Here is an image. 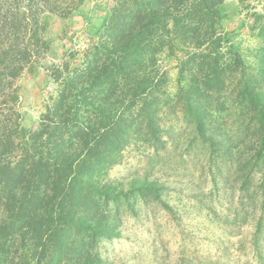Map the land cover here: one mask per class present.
Returning a JSON list of instances; mask_svg holds the SVG:
<instances>
[{
	"label": "rangeland",
	"instance_id": "rangeland-1",
	"mask_svg": "<svg viewBox=\"0 0 264 264\" xmlns=\"http://www.w3.org/2000/svg\"><path fill=\"white\" fill-rule=\"evenodd\" d=\"M92 63L106 80L87 79ZM56 145L75 165L65 186L113 152L63 264H264V0H0V193L23 177L0 194V264H52L62 235L21 229L9 197L53 198L32 173Z\"/></svg>",
	"mask_w": 264,
	"mask_h": 264
},
{
	"label": "trees",
	"instance_id": "trees-1",
	"mask_svg": "<svg viewBox=\"0 0 264 264\" xmlns=\"http://www.w3.org/2000/svg\"><path fill=\"white\" fill-rule=\"evenodd\" d=\"M135 43V39H130L126 45L127 50L128 48H132ZM125 45V46H126ZM123 63H119L118 66L122 65ZM92 66V67H91ZM99 68V70L97 69ZM95 67L93 63L88 67L86 70V77L88 80L96 81L97 79L99 81L106 80L105 79V71L104 66L101 67ZM96 76V77H95ZM108 78V77H107ZM110 84L114 83H108L105 87L106 92L108 93L110 91ZM99 93L93 96L91 103L87 102V99L85 98L87 105L91 108H94L96 104H98L100 107H104L108 103H105L109 100L107 96L104 94L99 97ZM84 97V95H82ZM100 101L102 103H100ZM59 106V105H58ZM55 108V113L57 114L59 112H62L60 107ZM95 110V109H94ZM142 113L145 112V109L141 110ZM67 115V112H63V116ZM72 115V114H71ZM70 116V114L68 115ZM142 114H139V117H141ZM74 117V116H73ZM123 118V117H120ZM118 118V119H120ZM74 119V118H73ZM68 119H64L62 123L67 121ZM123 120V119H120ZM67 123V122H66ZM64 123V125H66ZM112 131L113 133H116L118 137L115 139V144L112 143V138L110 137V134L106 132V134L103 137H107L110 140V143H112V149L113 152L117 150V147L120 146L123 143V137L122 135L126 134V132L129 129V126L124 124L122 121L119 122V124H115ZM121 125V126H118ZM95 124L93 121H90V126L86 127L84 129H78L75 131L74 137H81V138H89L92 137V133L95 132ZM65 130V129H63ZM62 131V129L59 130V132ZM44 134L43 131H40L39 133L35 134L36 139L40 138L37 136H40ZM109 135V136H108ZM65 136L64 133L60 134V137ZM80 138V139H81ZM64 149L61 145H56L55 149L52 154H49L47 157H44V155H40L35 163V169L33 176L35 177L34 181L36 184L41 186L40 182H44L46 184V188L49 189L52 186L51 193H53V198L48 197L45 195V191H39L32 193L28 196V198L25 200V198L22 196V205L17 206V199L15 196L9 197V202L14 200V204L16 206L10 205V207L16 209L18 212H21V215H24L25 218H21L20 222V228L21 229H28L31 225L37 226L40 232L43 231H50V238H53L56 235H62L59 238V241L53 245V254L51 256L52 264H63L61 259V253L64 251L65 246L63 244L65 236H63L64 231L69 229L68 235L71 236L73 232L72 230H75L73 227H71V223L73 222H83L84 218H87V215H84L81 218H78L79 214L81 212H84L86 214H89L91 212L90 207V195L86 192V183L93 182V180L96 178L97 174H99L100 170L105 166V164L108 162V160L112 157L113 152L110 155L105 154L106 150L102 147H97L95 149L96 153L93 156L87 157L78 167V171L74 173L73 178L71 179L70 183L65 186L66 181L68 179V176L72 175L73 162H70V159H67L64 157ZM95 156H102L104 157V161H98L95 162ZM51 163V164H49ZM102 163V164H101ZM50 166H53L54 168V174L57 175V179H55V182H51L49 179L52 172L50 171ZM20 178H23L21 175H7V180L4 182V186L7 185V187L2 188L1 195L4 194L5 197L12 196L13 195V187L14 184H21L22 180ZM37 180V181H36ZM57 181V182H56ZM30 184H33V182H30ZM64 185L63 187L66 189L65 192H60L59 186ZM89 185H87L88 187ZM67 187V188H66ZM20 188V187H19ZM21 191V190H20ZM58 193V194H57ZM28 202V204H27ZM25 203V204H23ZM15 214L14 212H12ZM59 223V227L57 232L53 235V231L51 230V227L53 224ZM62 228V229H61ZM66 230V231H67ZM63 232V233H62ZM45 232L42 233L41 236L44 235ZM52 236V237H51ZM36 241L39 243L44 242L45 249H49V241L44 240L43 237L36 238ZM35 247V246H34ZM37 249V247H35Z\"/></svg>",
	"mask_w": 264,
	"mask_h": 264
}]
</instances>
